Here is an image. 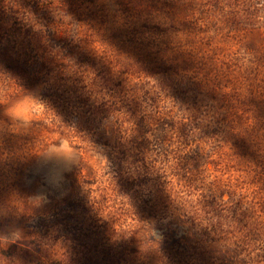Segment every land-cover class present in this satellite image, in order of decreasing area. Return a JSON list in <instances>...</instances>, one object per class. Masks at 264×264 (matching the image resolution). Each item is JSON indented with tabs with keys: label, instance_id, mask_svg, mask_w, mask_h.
<instances>
[{
	"label": "rangeland",
	"instance_id": "rangeland-1",
	"mask_svg": "<svg viewBox=\"0 0 264 264\" xmlns=\"http://www.w3.org/2000/svg\"><path fill=\"white\" fill-rule=\"evenodd\" d=\"M0 264H264V0H0Z\"/></svg>",
	"mask_w": 264,
	"mask_h": 264
}]
</instances>
